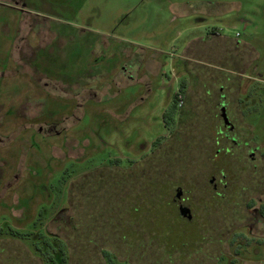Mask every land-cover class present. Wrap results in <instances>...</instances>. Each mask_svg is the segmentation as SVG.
Returning a JSON list of instances; mask_svg holds the SVG:
<instances>
[{
	"label": "rangeland",
	"instance_id": "obj_1",
	"mask_svg": "<svg viewBox=\"0 0 264 264\" xmlns=\"http://www.w3.org/2000/svg\"><path fill=\"white\" fill-rule=\"evenodd\" d=\"M263 62L264 0H0V264H264Z\"/></svg>",
	"mask_w": 264,
	"mask_h": 264
},
{
	"label": "crops",
	"instance_id": "obj_2",
	"mask_svg": "<svg viewBox=\"0 0 264 264\" xmlns=\"http://www.w3.org/2000/svg\"><path fill=\"white\" fill-rule=\"evenodd\" d=\"M210 28V27H209ZM214 28V30H215V32H214V34L215 35H222V36H225L226 38H228V39H232V40H234L235 42H236V44L239 46L241 43H243V42H239V41H237V40H235V39H233V38H230L229 36H227L226 34H224L222 31H220V29L219 28H217V27H213ZM218 29H219V31H218ZM212 30V29H211ZM209 32V31H208ZM208 32H207V29H206V35H207V37H206V39H210L211 38V36H209L208 35ZM240 35V34H239ZM195 44V43H194ZM193 44V45H194ZM245 44H250V43H245ZM192 44H188L187 45V48H186V50L188 51H190L191 50V48H192V46H193ZM251 45V44H250ZM238 46H235L234 48H222L223 50H220V53H221V51H223L222 53H221V57H222V59H226V60H224L223 61V64H221L222 66H221V68L222 69H219V70H223V71H229V72H231L232 74H234V76H235V79L237 80V82H238V84H236V85H234V86H232V90L231 91H229V93L228 92H226L225 90H226V87H225V89H224V86H222V87H220V90L223 92L220 96H219V100H218V102H217V107H218V109H219V111H220V102L222 101V100H224L225 101V106L223 107V109H225V107H227L228 106V118H229V120H230V115H229V113H230V110H231V112L233 113V114H236L235 112H236V110H235V108L233 107V105H235V103L238 105V108L240 109V112H242V115H243V113H244V110H241V107H239V100H240V98L238 97V95H237V93L235 94L236 96H235V98H236V100H234L233 99V97L232 96H230V94H232L233 93V90H235L234 89V87H236V89H237V86H239V82H240V85H242L244 82H245V80L247 81V82H249V81H251V80H248L247 78H250V77H247V78H241L240 79V76H245V74H240L239 72H237V71H239L238 70V68H237V66L235 65L234 67H233V64L232 65H229L228 63L229 62H233V61H235V62H237L238 61V57L236 56L237 54H240L241 53V51H242V49H240ZM247 48V47H246ZM232 60V61H231ZM255 63V62H254ZM252 63H249V64H247V67H246V69H244V70H247L248 69V67L251 65ZM256 65H258V64H256ZM261 66V69L262 70H264V62L263 63H261L260 65H259V67ZM259 67H256V69L257 68H259ZM260 70V69H259ZM245 73V72H244ZM248 76V75H247ZM253 77V76H252ZM230 80H232L233 81V79L231 78ZM227 86V85H226ZM248 90H249V92L250 93H245V94H247V95H249V96H252V94H255L256 93V91H257V89H255L254 88V86H250V84L248 85ZM224 96V97H223ZM183 102H184V99H183ZM236 105V106H237ZM183 107V104H182V106L180 107V109ZM183 109V108H182ZM225 111H226V109H225ZM181 113H180V115H181V117L183 118L184 117V119L186 118V119H188V118H192V115L191 116H188V114L187 115H185V113H186V109H185V112H184V110H182V111H180ZM191 114V113H190ZM185 115V116H184ZM216 116H218V114L216 115ZM183 120V119H182ZM181 122V121H180ZM230 122L231 123H233L231 120H230ZM234 124V123H233ZM224 125H226L225 123H224ZM230 133H231V136H235V138H236V135H232V131H230ZM240 137V136H239ZM231 140H232V137L230 138ZM237 139V138H236ZM224 140L226 141V140H229V139H223L222 140V142L221 143H223L224 142ZM232 141H235V140H232ZM193 216V215H192Z\"/></svg>",
	"mask_w": 264,
	"mask_h": 264
},
{
	"label": "flooded vegetation",
	"instance_id": "obj_3",
	"mask_svg": "<svg viewBox=\"0 0 264 264\" xmlns=\"http://www.w3.org/2000/svg\"><path fill=\"white\" fill-rule=\"evenodd\" d=\"M213 29H214V28H213ZM224 106H225V101L222 100V101L220 102V111H219V114H218V115L221 116V119H222L223 123H224V120H223V117H222V110H223V107H224ZM225 109H226V113H227V115H228V106L225 107ZM180 113H181V112H178L179 117H181ZM224 128H225V129H224ZM234 130H235V125H234L233 123H231L230 125H224V127H221V126H220L219 128H217V130H216V135L214 136L215 144H216V145H219L220 142H222L223 139H230L231 137H232V140H235V139H236L235 136H231V133H230V131L233 132ZM257 150H258V147H255V148H251V149H250V157H252V159H254V158L256 157V152H257ZM217 151H218V152H217ZM220 152H221V148H216V150H215V155H214V156H216V155L220 156V155H219ZM218 156H217V157H218ZM221 158H222V160H224L223 157H221ZM221 181H222V179L219 180L217 177H215V176H211V177L209 178L208 184H209L211 187H213V189H214L216 192L219 193V188H220V183H221ZM219 195H221V194H219ZM185 199H186V198L184 197V191H182V190H178V192H176L175 197H172V201H173V204L175 205V207H176V205H178V211H179L180 216H182V217H184V218H187V219H192V217L189 218V214L184 215V214L182 213V208H184V209H189V213L192 214V210H191V208L188 207V206H185V205L183 204V202L185 201ZM257 210H259L258 213H260V209L257 208Z\"/></svg>",
	"mask_w": 264,
	"mask_h": 264
},
{
	"label": "water",
	"instance_id": "obj_4",
	"mask_svg": "<svg viewBox=\"0 0 264 264\" xmlns=\"http://www.w3.org/2000/svg\"><path fill=\"white\" fill-rule=\"evenodd\" d=\"M222 117H223L224 123H225L226 125H230V124H231V122H230V120H229V118H228V116H227V113H226L225 109L222 110ZM182 213H183L184 215L189 214V218L192 217V214L189 213V209H184V208H182Z\"/></svg>",
	"mask_w": 264,
	"mask_h": 264
},
{
	"label": "trees",
	"instance_id": "obj_5",
	"mask_svg": "<svg viewBox=\"0 0 264 264\" xmlns=\"http://www.w3.org/2000/svg\"><path fill=\"white\" fill-rule=\"evenodd\" d=\"M182 88H183V86H182ZM181 90H182V89H181ZM174 109H176V106H174ZM263 213H264V207H263ZM63 254H64L65 259H66L67 257H66V250H65V248H64Z\"/></svg>",
	"mask_w": 264,
	"mask_h": 264
},
{
	"label": "built area",
	"instance_id": "obj_6",
	"mask_svg": "<svg viewBox=\"0 0 264 264\" xmlns=\"http://www.w3.org/2000/svg\"><path fill=\"white\" fill-rule=\"evenodd\" d=\"M180 100H182V98H181L180 95H179V101H180Z\"/></svg>",
	"mask_w": 264,
	"mask_h": 264
}]
</instances>
